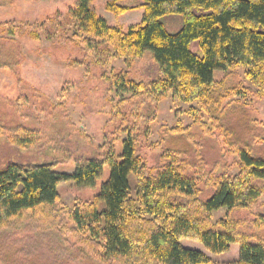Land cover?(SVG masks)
Listing matches in <instances>:
<instances>
[{
	"label": "rangeland",
	"instance_id": "1",
	"mask_svg": "<svg viewBox=\"0 0 264 264\" xmlns=\"http://www.w3.org/2000/svg\"><path fill=\"white\" fill-rule=\"evenodd\" d=\"M110 1L90 0L89 5L110 26L125 30L141 21L144 0H119L130 8L120 14L106 9ZM77 2L0 0V167L7 162L52 163L57 173H73L77 161L102 159L111 147L120 154L136 113L141 115L136 155L142 160L143 174H154L172 163L194 179L200 201L211 197L220 178L240 172V149L264 159V94L246 79L245 68L213 72L221 86L214 91L208 112L198 100L177 105L171 94L154 102L133 97L131 91L113 85L111 72L122 71L126 80L148 85L162 77L151 52L127 63L101 39L80 32L78 22L69 17ZM163 22L173 33L183 19L167 16ZM189 47L202 55L197 41ZM19 126L35 132L30 143L16 135ZM109 171L105 165L93 188L72 181L59 183L57 206L73 208L80 201H91ZM253 183L264 187L259 179ZM135 189L136 177L131 175V197ZM261 215L264 192L247 207L223 208L211 218L213 223L230 218L249 242L264 245V227L254 222ZM59 218L55 230H42L33 220L11 221L0 230V264H118L97 259L76 244L71 225ZM180 243L204 252L214 264L238 258L237 243L219 254L190 238Z\"/></svg>",
	"mask_w": 264,
	"mask_h": 264
},
{
	"label": "trees",
	"instance_id": "2",
	"mask_svg": "<svg viewBox=\"0 0 264 264\" xmlns=\"http://www.w3.org/2000/svg\"><path fill=\"white\" fill-rule=\"evenodd\" d=\"M118 1L111 0L106 9L116 14L130 9ZM89 3L78 0L70 11L80 32L101 39L127 63L150 51L162 75L144 85L126 80L122 71L113 69L112 83L119 90L152 102L168 94L177 105L198 100L208 112V103L221 86L213 72L243 67L246 79L264 94V0H144L141 21L125 30L108 25ZM167 16L182 17L178 31L165 29L163 18ZM193 41L198 42L201 56L190 50ZM140 116H133L134 125L121 142L120 154L111 147L102 159L77 161L73 173H57L52 163L7 162L0 167V230L11 221L27 220L35 221L42 230H55L61 216L71 225L75 243L103 261L214 264L204 252L181 245L180 239L190 238L212 254L239 244L238 258L223 264H264L262 243L249 242L230 218L216 223L211 218L214 211L247 207L262 196L264 187L253 181L264 182V159L240 149V172L220 178L211 197L200 201L194 179L172 163L154 174H143L142 160L136 155ZM14 131L29 143L35 133L22 126ZM105 165L110 169L108 178L91 201H80L73 208L57 206L59 183L72 181L93 188ZM131 175L136 177L135 197L130 196ZM254 222L264 227V215Z\"/></svg>",
	"mask_w": 264,
	"mask_h": 264
}]
</instances>
